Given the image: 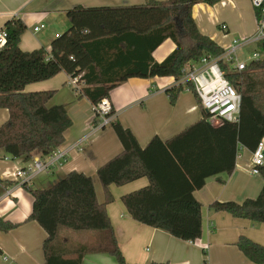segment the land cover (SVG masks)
<instances>
[{"label": "trees", "instance_id": "trees-1", "mask_svg": "<svg viewBox=\"0 0 264 264\" xmlns=\"http://www.w3.org/2000/svg\"><path fill=\"white\" fill-rule=\"evenodd\" d=\"M221 0H146L141 4L85 7L67 10L69 28L56 37L50 50L31 51L20 47L27 26L11 20L3 27L7 41L0 49V109L8 119L0 125V153L30 160L35 153L47 157L65 142L72 126L67 104L49 106L55 90L26 91L29 84L66 72L79 76L78 95L96 105L131 77L181 76L182 67L204 55H221L225 48L200 31L193 17L199 3L214 5ZM167 39L175 48L162 61L153 52ZM260 57L237 71L223 64L226 77L241 94L238 122L209 121V115L193 87L204 117L173 137L155 135L141 146L135 134L119 120L111 125L123 150L99 166L97 176L106 193L99 202L93 177L76 170L48 188L23 186L33 196V208L26 220L36 221L46 232L43 264H82L88 253H107L116 264L128 262L122 252L107 204L114 200L109 186L125 185L147 177L148 185L121 197L136 221L167 231L174 237L195 241L202 235V203L194 191L209 177L233 173L240 147L253 151L264 138V40L256 47ZM182 85L171 88L175 103ZM113 113H115L113 109ZM94 121H98L95 113ZM263 186L255 198L243 202L214 201L209 208L235 218L264 223ZM7 181V180H6ZM5 180L0 179V196ZM12 183V182H10ZM21 223L0 217V232ZM90 232V242H70L66 232ZM236 246L252 262L264 264V245L241 235ZM149 264H169L153 261Z\"/></svg>", "mask_w": 264, "mask_h": 264}, {"label": "crops", "instance_id": "crops-1", "mask_svg": "<svg viewBox=\"0 0 264 264\" xmlns=\"http://www.w3.org/2000/svg\"><path fill=\"white\" fill-rule=\"evenodd\" d=\"M145 1L0 0V28L8 21L22 20L27 29L21 36V49L31 51L44 47L50 50L52 41L70 26L66 15L68 9L77 5L117 6ZM198 8L204 9L211 16L204 18V14L197 12ZM193 17L200 31L225 49L234 38L250 36L257 28L252 0H221L214 5L199 3L193 7ZM220 20L221 24H227L226 31L216 29ZM41 25L44 27L36 31L35 27ZM224 40H230L228 47ZM174 48L173 40L167 39L153 52L154 59L162 61ZM70 77L62 71L51 79L26 87V91L55 90V96L48 105L67 104L72 119V126L66 131L65 142L60 147L61 150L69 151L66 159L52 166L49 171L37 175L30 187L48 188L68 172L76 170L93 177L97 198L99 202H104L106 193L97 176V169L119 154L123 144L111 124L103 127L95 125L94 105L86 97H79L76 88L69 82ZM175 85L174 76L129 78L110 92L109 100L115 111L114 120L130 128L141 146H146L155 135L163 140L173 137L204 117L203 113L196 116L195 105L187 109L185 93L190 90L180 92L175 103L171 102L170 90ZM193 113L195 120L190 122L187 114ZM8 116L7 109H0V125ZM78 143L79 148H76ZM243 151L244 154L237 156L232 174L209 177L202 188L194 191V196L202 203V235L195 241L179 239L163 229L132 218L121 197L148 185L147 177L121 186L110 185L109 192L114 200L107 204V212L126 260L139 264L153 261L169 264H256L239 250L236 242L241 235H246L264 245V223L235 218L225 211L209 208L216 200L243 202L259 194L263 178L250 171L252 151L247 148ZM4 157L9 155L0 153V178L7 180L3 183L5 188L0 196V217L21 224L9 232H0V264H43L45 256L42 246L47 234L36 221L26 220L32 212L33 196L23 185L16 184L7 173L25 166L34 158L45 157L38 153L30 160ZM6 190H10L11 195H6ZM65 234L70 242L85 243L92 238L90 232L68 231ZM82 264H116V259L107 253H88L84 255Z\"/></svg>", "mask_w": 264, "mask_h": 264}, {"label": "built area", "instance_id": "built-area-1", "mask_svg": "<svg viewBox=\"0 0 264 264\" xmlns=\"http://www.w3.org/2000/svg\"><path fill=\"white\" fill-rule=\"evenodd\" d=\"M252 3L257 18V28L252 35L244 38H234L231 45L219 56L207 54L198 61L186 63L181 69V76L175 78L176 85H182L186 90L190 89L188 85L194 88L201 100L203 109L209 115V121L212 123H219L221 120L239 121L242 101L241 94L226 77V72L222 65H227V62H235L233 69L237 71L244 70L247 63L237 61L236 53L238 48L252 43L258 44L264 40V0H252ZM42 27L44 25L35 27V30L37 31ZM220 28L226 31L228 26L226 23H222L220 24ZM6 41L7 33L4 28H0V49L5 45ZM259 57V52L255 50L253 58L257 59ZM78 80L79 76H71L69 82L78 89ZM94 112L98 114V121L95 122V125L100 127L110 125L115 117L113 106L108 97H104L94 105ZM78 146L79 143L76 148H79ZM243 149V147H240L238 157L241 156ZM68 153V150L56 149L45 159L34 158L25 164V166L18 167L13 172H8L7 174L15 180L16 184H27L30 186L37 175L45 173L52 166L61 163V161L66 159ZM9 157L4 158L8 159ZM262 166H264V138L259 141L256 148L252 151L251 173L254 175L260 174ZM6 195H11V191L6 190ZM3 258L4 260L7 259L6 256Z\"/></svg>", "mask_w": 264, "mask_h": 264}, {"label": "rangeland", "instance_id": "rangeland-1", "mask_svg": "<svg viewBox=\"0 0 264 264\" xmlns=\"http://www.w3.org/2000/svg\"><path fill=\"white\" fill-rule=\"evenodd\" d=\"M197 12L200 14V15H203V17L204 18H208V17H210L211 16V14L210 13H208L207 11H205L204 9H202L201 10V8H198L197 9ZM221 22V20L219 21V24H221L220 23ZM220 25H218V26H216V29L218 30V31H221V29H220V27H219ZM237 36V35H236ZM239 37V36H238ZM232 39V38H231ZM230 39V40H231ZM230 40H224L223 42H224V44H225V46L226 47H228V45H229V42H230ZM256 47H257V44L256 43H252V44H249V45H247V46H244V47H241V48H238V50H237V53H236V58H237V61H244V62H246V63H248V62H250V60H252L253 59V54H254V52H255V50H256ZM236 61V62H237ZM234 63L235 62H233V63H231V62H227V65H228V67L231 69V68H233V66H234ZM185 95H187V97L185 98L186 99V101H187V109H188V107H190L191 105H195V107H196V116H197V114L199 115L200 113L202 114V108H201V106H200V104L198 103V101H197V97H196V95H195V93L193 92V91H187L186 93H185ZM194 115H195V113H193V114H187V120L188 121H190V122H194L193 120H195L194 118ZM195 123V122H194ZM216 124V123H215ZM189 126V125H188ZM241 153L242 154H244V151L242 150L241 151ZM3 162H5V161H3ZM2 163V161L0 160V164ZM255 198V197H254ZM74 233H76L75 231H73Z\"/></svg>", "mask_w": 264, "mask_h": 264}]
</instances>
